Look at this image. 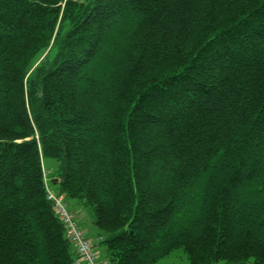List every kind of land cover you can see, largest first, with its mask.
<instances>
[{
  "label": "trees",
  "instance_id": "1",
  "mask_svg": "<svg viewBox=\"0 0 264 264\" xmlns=\"http://www.w3.org/2000/svg\"><path fill=\"white\" fill-rule=\"evenodd\" d=\"M45 157L115 264H264V0H0V264H74Z\"/></svg>",
  "mask_w": 264,
  "mask_h": 264
},
{
  "label": "rangeland",
  "instance_id": "2",
  "mask_svg": "<svg viewBox=\"0 0 264 264\" xmlns=\"http://www.w3.org/2000/svg\"><path fill=\"white\" fill-rule=\"evenodd\" d=\"M43 163H44V170H45V175H46L47 184H48V185H46V180L44 179L45 180V185H46V188H47V191H48V197L50 195L49 192H52L53 193L52 195L55 194V197L57 199H58V197H63L64 198L65 195H62V194L58 195L57 194L58 188L53 185V184H56L57 181H54V179L51 180L53 175L55 174V172L57 170V167H58L57 160L52 158V157H45V159L43 160ZM63 198H60V200L62 201ZM52 200H54V199H52ZM55 202L56 201H54V203ZM63 204L65 205L67 210L69 212H71L75 216L74 218H76L75 220H76V222H78V225L80 226V228L82 230L86 229L85 231H86L87 235L89 237H91V238L93 237L96 240V242H97L96 236L98 234V229L92 222V218H93L92 211L90 209L86 208V207H82V210L81 209H77V206H76L74 200H71V199L67 200L66 197L63 199ZM96 242H94L93 245H94L95 250L99 254L100 259L101 260L106 259L105 247L103 245H101V244H97L96 245ZM74 250L76 251V246L75 245H74ZM76 255H77V252H76ZM175 256H176V253H174L172 256H170L168 258H165V260H163L161 264H172V263L179 264L180 261H178V259H180V258L176 259ZM218 264H225V263L224 262H219Z\"/></svg>",
  "mask_w": 264,
  "mask_h": 264
},
{
  "label": "built area",
  "instance_id": "3",
  "mask_svg": "<svg viewBox=\"0 0 264 264\" xmlns=\"http://www.w3.org/2000/svg\"><path fill=\"white\" fill-rule=\"evenodd\" d=\"M53 193L50 192L49 197L54 199L58 215L65 225V235L67 239L76 246V258L74 264H115L114 262L103 259L101 260L99 254L94 248L93 240L86 236L84 230L80 228L78 222L75 221L74 215L67 210L63 201L61 203L60 198L58 199Z\"/></svg>",
  "mask_w": 264,
  "mask_h": 264
},
{
  "label": "bare ground",
  "instance_id": "4",
  "mask_svg": "<svg viewBox=\"0 0 264 264\" xmlns=\"http://www.w3.org/2000/svg\"><path fill=\"white\" fill-rule=\"evenodd\" d=\"M48 188H49V187H48ZM49 193H50V192H49ZM54 195H55V194H54ZM58 195H59V194H58ZM62 198H63V197H62ZM64 198H65V197H64ZM64 198H63V199H64ZM49 199H50V198H49ZM63 199H62V201H63ZM54 201H55V200H53V203H54ZM62 201H61V202H62ZM64 202H65V201H64ZM56 210H57V209H56ZM74 217H75V216H74ZM74 219H76V218H74ZM75 221H76V220H75ZM99 240H100V239H99Z\"/></svg>",
  "mask_w": 264,
  "mask_h": 264
},
{
  "label": "water",
  "instance_id": "5",
  "mask_svg": "<svg viewBox=\"0 0 264 264\" xmlns=\"http://www.w3.org/2000/svg\"><path fill=\"white\" fill-rule=\"evenodd\" d=\"M242 264H247V263H242Z\"/></svg>",
  "mask_w": 264,
  "mask_h": 264
}]
</instances>
